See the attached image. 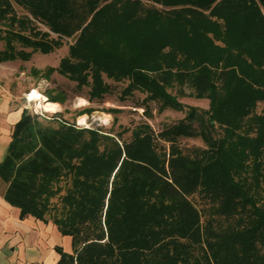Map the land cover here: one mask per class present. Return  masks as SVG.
Segmentation results:
<instances>
[{
	"label": "trees",
	"instance_id": "16d2710c",
	"mask_svg": "<svg viewBox=\"0 0 264 264\" xmlns=\"http://www.w3.org/2000/svg\"><path fill=\"white\" fill-rule=\"evenodd\" d=\"M61 34L65 51L33 72L87 98L111 93L102 74L125 77L116 97L141 89L143 114L113 127L23 103L9 123L0 192L69 234L53 264H264V0H0V59ZM147 98L181 113L153 125ZM181 134L204 144L188 153Z\"/></svg>",
	"mask_w": 264,
	"mask_h": 264
},
{
	"label": "rangeland",
	"instance_id": "374dc122",
	"mask_svg": "<svg viewBox=\"0 0 264 264\" xmlns=\"http://www.w3.org/2000/svg\"><path fill=\"white\" fill-rule=\"evenodd\" d=\"M15 10H23V8L16 2H13ZM35 22L40 27H46V25L38 19ZM49 34L54 35L55 31L48 30ZM70 37L68 34H61L59 42L53 45L51 48L41 50L38 48H32L27 57H5L0 59V83L4 85L13 95L17 92L21 93L24 104L29 108L32 106L36 110H42L46 113L51 111H57L58 113L73 118L78 122H95L104 126L111 124L113 127H119L121 122H126L132 117L142 115L143 104L141 101H134L131 98L141 97L143 91L139 88H132L131 95H127L122 98H117V87L124 81V78L113 79L110 76L102 74L103 77L112 82L111 93H104L100 97L92 96L87 98L85 95L86 84H81L79 87H74L73 79L68 78L63 73L52 68L48 75H42L38 72H33L29 65L34 64L36 66H43L46 63H54L60 53L65 51L66 42ZM1 44V40H0ZM28 47L29 45H24ZM31 85L36 86L43 92L45 90L62 91V99H58L60 104L54 109L43 108L36 104L34 98H27L24 94V90L28 89ZM45 93V92H44ZM110 95L113 101L105 98V95ZM182 100L194 101L205 104V96H194L192 94H181L178 96ZM123 103H126L123 105ZM262 100H257L255 108H259L262 104ZM112 104L118 106V108H107L106 106ZM146 104L151 110V114L147 116L153 125H156L161 118L177 115L181 113L180 108L164 105L159 109H156V101L153 98H147ZM88 106V107H87ZM106 112L105 118H102V112ZM84 112L83 119L78 120L77 114ZM177 141L180 144L182 150L188 153H197L199 147L204 144L202 139L197 134H181L177 137ZM189 198L199 207L204 201L203 196L197 191L193 190L188 194Z\"/></svg>",
	"mask_w": 264,
	"mask_h": 264
},
{
	"label": "crops",
	"instance_id": "0c3cea01",
	"mask_svg": "<svg viewBox=\"0 0 264 264\" xmlns=\"http://www.w3.org/2000/svg\"><path fill=\"white\" fill-rule=\"evenodd\" d=\"M21 93L13 95L0 83V155L4 150L8 127L23 104ZM2 182L0 181V187ZM16 204L0 192V264H53L56 250L53 242L69 247V234L55 223L30 213L18 214Z\"/></svg>",
	"mask_w": 264,
	"mask_h": 264
},
{
	"label": "bare ground",
	"instance_id": "6f19581e",
	"mask_svg": "<svg viewBox=\"0 0 264 264\" xmlns=\"http://www.w3.org/2000/svg\"><path fill=\"white\" fill-rule=\"evenodd\" d=\"M24 94L27 98H34V101L36 104L40 105L43 108L47 109H54L59 106L60 102L57 98H51L47 97L45 93L37 88L34 85H31L28 89L24 90ZM105 98H107L110 101H113L112 97L110 95H105ZM84 112H79L77 114V119L82 120L83 119ZM106 112H102V118H105Z\"/></svg>",
	"mask_w": 264,
	"mask_h": 264
},
{
	"label": "built area",
	"instance_id": "2783aa9c",
	"mask_svg": "<svg viewBox=\"0 0 264 264\" xmlns=\"http://www.w3.org/2000/svg\"><path fill=\"white\" fill-rule=\"evenodd\" d=\"M126 103H123V105H125ZM32 109H35L33 106L31 107ZM78 122V121H77ZM79 123H82V122H79ZM84 123H86V122H84Z\"/></svg>",
	"mask_w": 264,
	"mask_h": 264
}]
</instances>
